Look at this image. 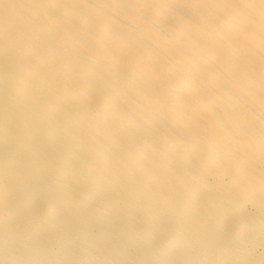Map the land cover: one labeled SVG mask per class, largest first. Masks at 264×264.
Listing matches in <instances>:
<instances>
[{"label":"bare ground","instance_id":"1","mask_svg":"<svg viewBox=\"0 0 264 264\" xmlns=\"http://www.w3.org/2000/svg\"><path fill=\"white\" fill-rule=\"evenodd\" d=\"M248 206L264 0H0V264H237Z\"/></svg>","mask_w":264,"mask_h":264},{"label":"rangeland","instance_id":"2","mask_svg":"<svg viewBox=\"0 0 264 264\" xmlns=\"http://www.w3.org/2000/svg\"><path fill=\"white\" fill-rule=\"evenodd\" d=\"M253 210H254V208L252 206H248V211L249 212H253L254 215H256L255 213H257V216H259L256 219V221L259 220L264 225V215H263L264 214V207L259 212H256V211H253ZM262 233L263 232H260L259 235L261 234V237H264V233H263V236H262ZM245 236L251 238L254 235H252L251 233L248 234L246 232L243 235V237H245ZM259 243L260 244H264L263 238H261V241H259ZM71 249L73 251V248H71ZM240 255L243 257V253H241ZM259 256L264 257V251H263L262 247L259 248V246H258V247L255 248V251H252L251 253H248V257H247L248 260H246V259L240 260V261L237 262V264H264V262L261 263L259 261V259H258ZM53 264H55V263H53ZM83 264H86V263H83Z\"/></svg>","mask_w":264,"mask_h":264}]
</instances>
